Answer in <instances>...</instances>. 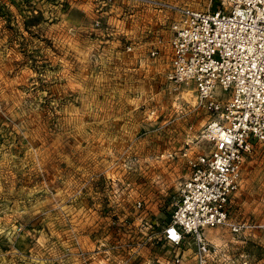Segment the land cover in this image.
Here are the masks:
<instances>
[{
  "label": "rangeland",
  "instance_id": "1",
  "mask_svg": "<svg viewBox=\"0 0 264 264\" xmlns=\"http://www.w3.org/2000/svg\"><path fill=\"white\" fill-rule=\"evenodd\" d=\"M221 3L0 0V264H199L164 233L210 119L167 77L168 5ZM228 215L246 226L206 228V263L264 264L260 141Z\"/></svg>",
  "mask_w": 264,
  "mask_h": 264
},
{
  "label": "built area",
  "instance_id": "2",
  "mask_svg": "<svg viewBox=\"0 0 264 264\" xmlns=\"http://www.w3.org/2000/svg\"><path fill=\"white\" fill-rule=\"evenodd\" d=\"M168 6L175 18L167 77L193 83L197 104L210 119L200 132L206 145L188 160L189 174L177 187L164 233L174 244L191 238L199 264H207L206 228L225 225L239 232L246 226L229 219L228 204L253 142L264 144V0H222L212 10ZM158 52L154 48L151 55Z\"/></svg>",
  "mask_w": 264,
  "mask_h": 264
},
{
  "label": "snow or ice",
  "instance_id": "3",
  "mask_svg": "<svg viewBox=\"0 0 264 264\" xmlns=\"http://www.w3.org/2000/svg\"><path fill=\"white\" fill-rule=\"evenodd\" d=\"M168 232L170 233V235H171V237H172V239H177L178 238V235H177V232H176V230H175V228H169L168 229Z\"/></svg>",
  "mask_w": 264,
  "mask_h": 264
}]
</instances>
